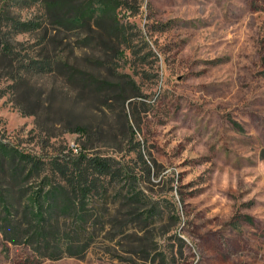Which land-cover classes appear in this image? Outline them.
Segmentation results:
<instances>
[{"label":"rangeland","instance_id":"374dc122","mask_svg":"<svg viewBox=\"0 0 264 264\" xmlns=\"http://www.w3.org/2000/svg\"><path fill=\"white\" fill-rule=\"evenodd\" d=\"M46 1L0 0L25 22L2 28L0 139L45 160L84 147L130 176L89 198L82 256L41 261L0 234V264H264V0H120L118 39L56 27ZM130 192L153 223L129 222Z\"/></svg>","mask_w":264,"mask_h":264},{"label":"trees","instance_id":"16d2710c","mask_svg":"<svg viewBox=\"0 0 264 264\" xmlns=\"http://www.w3.org/2000/svg\"><path fill=\"white\" fill-rule=\"evenodd\" d=\"M99 1L103 6L100 13L95 12L90 0H49L45 6L56 27L96 29L103 21L108 36L118 39L124 35V24L118 14L121 1ZM64 8L69 10L62 13ZM24 26L25 22L14 16L0 14V55L9 56L13 52L12 41L7 39L2 28L18 32L23 31ZM89 42L88 38L82 40L84 45ZM76 128L83 131L82 127ZM126 171L114 157L91 154L84 147L75 151L69 148L65 154L45 160L35 152L0 139V234L6 242L26 244L41 261L65 255L82 256L88 247V238L94 233L90 231L80 237L91 218L87 206L89 198L105 194L108 186L117 188L123 178H129ZM124 198L133 213L145 205L136 192ZM72 209L73 220L82 226V230L75 231L79 234L77 241L68 231L61 230L71 216L66 212ZM140 211L129 222L141 218L147 225L153 223L150 209ZM104 228L109 234L111 229ZM105 238L111 240V236ZM79 242L83 244L81 248Z\"/></svg>","mask_w":264,"mask_h":264}]
</instances>
